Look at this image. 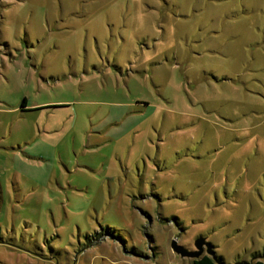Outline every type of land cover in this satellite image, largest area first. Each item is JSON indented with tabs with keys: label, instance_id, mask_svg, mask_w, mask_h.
I'll return each instance as SVG.
<instances>
[{
	"label": "rangeland",
	"instance_id": "374dc122",
	"mask_svg": "<svg viewBox=\"0 0 264 264\" xmlns=\"http://www.w3.org/2000/svg\"><path fill=\"white\" fill-rule=\"evenodd\" d=\"M0 229V264L264 262V0H0Z\"/></svg>",
	"mask_w": 264,
	"mask_h": 264
},
{
	"label": "water",
	"instance_id": "95a60500",
	"mask_svg": "<svg viewBox=\"0 0 264 264\" xmlns=\"http://www.w3.org/2000/svg\"><path fill=\"white\" fill-rule=\"evenodd\" d=\"M171 249L182 258L198 259L205 253L210 256L216 264H222L220 260L215 259L214 250L209 243H205L204 238H197L194 241V250H188L187 248L178 244L175 240L171 242ZM205 246V247H204ZM205 249V250H204ZM235 264H243L242 262H237Z\"/></svg>",
	"mask_w": 264,
	"mask_h": 264
},
{
	"label": "trees",
	"instance_id": "16d2710c",
	"mask_svg": "<svg viewBox=\"0 0 264 264\" xmlns=\"http://www.w3.org/2000/svg\"><path fill=\"white\" fill-rule=\"evenodd\" d=\"M0 239H1V229H0ZM214 257H215V259L220 260L222 264H224L222 259L215 255V252H214ZM253 258L256 260H254L250 263H246V264H264V262L262 260H260L263 257L260 256L259 254H255ZM192 264H216V263L210 256L203 255V256L199 257L198 259H193Z\"/></svg>",
	"mask_w": 264,
	"mask_h": 264
},
{
	"label": "flooded vegetation",
	"instance_id": "af4514ba",
	"mask_svg": "<svg viewBox=\"0 0 264 264\" xmlns=\"http://www.w3.org/2000/svg\"><path fill=\"white\" fill-rule=\"evenodd\" d=\"M188 250H194V247H191V248H187ZM203 256V255H202Z\"/></svg>",
	"mask_w": 264,
	"mask_h": 264
}]
</instances>
